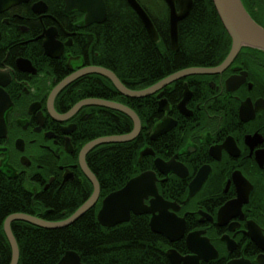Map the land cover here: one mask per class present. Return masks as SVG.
I'll return each mask as SVG.
<instances>
[{
	"label": "flooded vegetation",
	"instance_id": "1",
	"mask_svg": "<svg viewBox=\"0 0 264 264\" xmlns=\"http://www.w3.org/2000/svg\"><path fill=\"white\" fill-rule=\"evenodd\" d=\"M54 1L15 0L8 8L0 6V84H4L0 88L12 100L4 115L7 134L0 138V180L23 185L32 209L38 212L37 216L15 214L68 219V212L82 204L76 211L80 209L94 191L83 158L99 182L101 198L102 184L89 157L101 146L115 144L94 147L84 156L87 145L97 140L90 139L93 133L86 127L90 121L94 126L92 114L102 108L83 106L72 112L87 100L109 98L125 105L134 100L139 113L129 108L138 114L142 129L135 140L121 144L142 137L135 167L140 173L134 177L154 171L159 194L174 205L169 213L184 229L181 239L172 243L173 249L195 264H264V52L244 47L226 64L231 41L226 54L205 55L199 58L205 60L202 65L171 75L193 68L208 70L205 73L181 76L143 98L115 95L111 79L81 73L98 66L97 31L108 15L103 23L87 24L83 7L67 11L65 0L59 6ZM158 1L168 10V37L165 40L162 32L165 20L156 19L155 24L148 14L158 33L153 42L172 52L169 7ZM241 1L264 28V0ZM48 33L63 47L58 57L45 53ZM60 85L63 88L55 94ZM151 105L154 113L149 116ZM165 121L163 132L153 139ZM146 150L154 154L140 160ZM156 160L172 161L174 171L161 172L168 168H158ZM152 198L145 204L150 205ZM133 218L142 219L153 234L169 243L166 236L152 230L150 214L132 213L130 221L112 228L99 225L107 230L130 226ZM176 229L175 236L180 234ZM3 232L11 249L4 226ZM11 260L12 255L9 264Z\"/></svg>",
	"mask_w": 264,
	"mask_h": 264
},
{
	"label": "trees",
	"instance_id": "2",
	"mask_svg": "<svg viewBox=\"0 0 264 264\" xmlns=\"http://www.w3.org/2000/svg\"><path fill=\"white\" fill-rule=\"evenodd\" d=\"M105 1L108 18L103 25H99L97 31V65L112 70L131 90L148 88L178 70L202 65L205 63L202 60L205 55L221 56L230 48L231 38L212 0H193L190 15L179 24L180 50L177 53L171 52L168 47H159L151 40L128 0ZM139 2L155 24L156 19L165 20L166 26L162 32L167 40L168 10L165 4V15L159 11L160 14L155 16L143 1ZM54 3L58 6L56 0ZM172 55H176V58ZM201 57L204 58L199 59ZM116 92L115 90V95H118ZM137 104V101L132 100L126 105L139 113ZM111 113L105 109L98 110V115L93 117L96 121L94 126L93 123L85 126L86 131L93 133L90 139L124 135L132 129L130 119L122 114H118L119 120L110 123ZM147 113L149 116L154 113L152 105L148 106ZM140 139L132 144L104 145L90 155L89 161L98 172L103 196L117 191L130 178L140 173L135 172V167H138L137 157L143 146ZM91 192L90 187L89 193ZM26 193L23 185L0 180L2 264H9L12 255L3 232L6 218L20 212L37 216L35 213L38 212L32 209L31 200ZM75 210L68 212L67 217ZM44 218L57 221L61 217ZM12 226L20 248L19 264H57L68 250L78 252L87 264H169L165 255L167 241L153 234L140 218H133L130 226L107 230L100 227L96 211L91 210L75 224L64 229L45 230L21 222L13 223Z\"/></svg>",
	"mask_w": 264,
	"mask_h": 264
},
{
	"label": "water",
	"instance_id": "3",
	"mask_svg": "<svg viewBox=\"0 0 264 264\" xmlns=\"http://www.w3.org/2000/svg\"><path fill=\"white\" fill-rule=\"evenodd\" d=\"M15 0H0V6L3 8H8ZM77 0H67V3L75 7H83L84 10L89 12V17L95 20L94 22L103 23L107 18V8L105 0H80L77 4ZM169 7L170 17V38L172 43V50L177 51L179 48V24L185 20L193 6V0H163ZM215 9L220 17V20L227 31L228 35L232 41V48L226 64L233 61L235 57L239 54L242 48L248 47L264 52V28L257 24L252 17L247 12L241 0H212ZM128 4L133 9V11L138 15L142 21L144 27L146 28L149 35L156 42L158 40L157 30L142 5L138 0H128ZM87 16V20L90 22ZM48 53V52H47ZM224 67V66H222ZM219 69L212 70L215 72ZM208 70L193 68L185 70L183 72L177 73L158 83L157 85L150 87L149 89L142 91H131L129 90L119 78L112 72L102 69L93 68L89 72L99 73L101 75L107 76L113 82L115 87L119 92L125 96L133 98H143L153 93L159 87L166 85L181 76L188 74L205 73ZM69 80H66L63 85H66ZM4 84H0L2 86ZM99 105L112 108L121 111L133 119H137L135 112L123 105L115 102H96ZM11 101L7 94L0 88V138H3L7 134V128L5 124L4 115L5 112L11 106ZM91 104V102H85L80 104L76 109L80 108L82 105ZM166 121L163 125L157 127L156 132L153 135V139L161 134L166 126ZM140 133L139 128H135L129 134L112 136L108 138H101L91 142L84 151V156L94 147L104 145V144H121L133 141L137 138ZM153 153L152 150H146L141 153L140 160L143 156ZM154 154V153H153ZM156 166L158 168H168V170H161V172L168 174L174 171V163H164L162 160H156ZM84 171L90 178L94 186V192L92 197L71 217L61 222H47L45 220L39 219L26 214H14L6 219L4 224V230L9 240L12 249V260L11 264H18L20 251L18 243L13 235L11 225L14 221H22L32 225H35L44 229H61L68 227L70 224L74 223L85 213H87L97 202L100 196V185L97 178L91 173L88 166L83 158ZM176 172V171H175ZM177 173V172H176ZM149 197H153L150 205L145 204V200ZM174 207L173 204L166 202L164 198L159 194L157 188V175L154 171H146L133 179H131L122 189L109 194L103 201L101 210L97 215L98 222L101 226L112 228L122 223L130 221L131 214L134 215H152L151 226L152 230L158 234H162L168 238L170 242H176L183 236L182 231L184 229L183 224L178 220V218L169 213V208ZM178 227L180 234L175 236L174 231ZM189 243V238L187 239ZM167 256L171 264H195L189 257H182L178 252L170 250L167 252ZM0 264H2V258L0 255ZM58 264H82L81 258L75 251H67Z\"/></svg>",
	"mask_w": 264,
	"mask_h": 264
},
{
	"label": "bare ground",
	"instance_id": "4",
	"mask_svg": "<svg viewBox=\"0 0 264 264\" xmlns=\"http://www.w3.org/2000/svg\"><path fill=\"white\" fill-rule=\"evenodd\" d=\"M66 1V8H67V11H71L72 9H74V7L73 6H71V5H69L68 3H67V0H65ZM56 2H57V4L59 3V4H61V3H63L64 4V1L63 0H56ZM77 2V4L78 3H80V0H77L76 1ZM59 4H58V6H59ZM41 6H43L44 7V4L43 3H41L40 4ZM89 15V12H87V16ZM87 16H86V22H87V24H92V23H89L88 22V20H87ZM88 19H89V21L90 22H93V23H95L94 21L95 20H93L92 18H90L89 16H88ZM148 35H149V33H148ZM48 36H49V41L50 42H47V44L45 45L46 46V50H45V53L47 54V55H50V56H54V57H58L60 54H61V52H62V50H63V47H62V45H60V44H56L54 41H53V39H52V37H53V34H51V33H48ZM150 36V35H149ZM150 38H151V40L152 41H154L153 39H152V37L150 36ZM53 51H55V52H53ZM178 51V50H177ZM177 51H172L173 53H177ZM48 52V53H47ZM26 53V52H25ZM93 68H102V69H105V70H108V71H110V72H112V73H114L112 70H110V69H108V68H105V67H103V66H93V67H90V68H86V69H84L83 71H81V73L84 75V74H89V75H91V74H97V75H99L100 77H104L105 79H107L108 77L107 76H104V75H101V74H99V73H95V72H89V70H91V69H93ZM115 74V73H114ZM116 75V74H115ZM175 75V74H174ZM172 76V75H171ZM170 77V76H169ZM73 78H76V76H74ZM168 78V77H167ZM166 78V79H167ZM108 79H110V78H108ZM163 80H165V79H163ZM63 87L60 85L59 86V88H58V91H55V94H58V92L62 89ZM147 89H149V88H147ZM143 90H146V89H143ZM117 92H119L118 90H116ZM139 91H142V90H139ZM119 93H121V92H119ZM122 94V93H121ZM7 96L9 97V99H10V101H11V103H12V100H11V98H10V96L7 94ZM85 102H91V104H85V105H82L80 108H78V109H76L80 104H82V103H85ZM96 102H111L109 99H99V100H97V99H93V100H87V101H84V102H80L75 108H74V110H73V112H72V114L75 112V111H78L79 109H81L83 106H88V107H100V108H102V109H98V110H109V111H111L112 113H111V117H109V120H110V123H111V121H114V120H119V118H120V116L118 115V114H122V115H124V116H126L127 118H129L130 119V121H131V124H132V131H134V129L135 128H139L140 129V131H141V129H142V124H141V121H140V118H139V116H138V114L137 113H135L136 114V116H137V118H138V120L136 119H133L131 116H129V115H127V114H125V113H123V112H121V111H118V110H115V109H112V108H108V107H105V106H102V105H99V104H97ZM119 104V103H118ZM120 105H123V106H126V107H128L129 108V106L128 105H125L124 103H121ZM131 109V108H130ZM93 115V117L94 116H97L98 114H92ZM93 122H96V121H93ZM89 124H92V122L90 121L89 122ZM131 133V132H130ZM140 134V133H139ZM124 135H126V134H124ZM154 135V134H153ZM114 136H120V135H114ZM108 137H112V136H105V137H100V138H97V139H101V138H108ZM138 137V136H137ZM135 140V139H134ZM89 145V144H88ZM87 145V146H88ZM90 170V169H89ZM92 173V172H91ZM93 174V173H92ZM94 175V174H93ZM88 176V175H87ZM25 188V187H24ZM120 189H122V188H120ZM120 189H118V190H120ZM25 190L27 191V189L25 188ZM117 190V191H118ZM94 192V191H93ZM93 192H92V195H93ZM109 194H111V193H109ZM108 194V195H109ZM92 195H91V197H92ZM100 195H101V192H100ZM108 195H106V196H101V198H100V196H99V198H98V200H97V202H96V204L89 210V211H94V210H96V213L98 214L99 213V211L101 210V208H102V205H103V201H104V199L108 196ZM90 197V198H91ZM102 197H104V198H102ZM77 209V208H76ZM74 210H75V208H74ZM79 210V209H78ZM77 210V211H78ZM76 210L72 213V214H70L69 215V218H71L76 212H77ZM88 211V212H89ZM87 212V213H88ZM87 213H85L84 215H86ZM12 215H14V214H12ZM83 215V216H84ZM11 216V215H10ZM82 216V217H83ZM82 217H80L78 220H76L74 223H72V224H70L68 227H70V226H72L73 224H75L77 221H79ZM45 221H47V222H51V221H48V220H45ZM62 221H65V220H62ZM57 222H61V221H57ZM27 224H29V223H27ZM123 224V223H122ZM30 225H32V224H30ZM32 226H34V227H37V226H35V225H32ZM38 228H40V227H38ZM65 228H67V227H65ZM41 229H44V228H41ZM61 229H64V228H61ZM45 230H59V229H45ZM14 235V234H13ZM15 237V236H14ZM16 238V237H15ZM172 243H174V242H170L169 241V243L166 245L167 247H166V249H165V255H166V258H167V260H168V262H169V258H168V256H167V252L168 251H170V250H174V251H176L175 249H173V247H172ZM10 244V243H9ZM2 258V257H1Z\"/></svg>",
	"mask_w": 264,
	"mask_h": 264
},
{
	"label": "rangeland",
	"instance_id": "5",
	"mask_svg": "<svg viewBox=\"0 0 264 264\" xmlns=\"http://www.w3.org/2000/svg\"><path fill=\"white\" fill-rule=\"evenodd\" d=\"M141 1H143L149 7L150 11L154 13L155 16L159 15L160 12L165 15V8L163 4L158 0H141Z\"/></svg>",
	"mask_w": 264,
	"mask_h": 264
}]
</instances>
